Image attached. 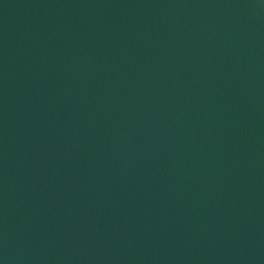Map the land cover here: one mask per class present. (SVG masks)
<instances>
[{
    "label": "water",
    "instance_id": "1",
    "mask_svg": "<svg viewBox=\"0 0 264 264\" xmlns=\"http://www.w3.org/2000/svg\"><path fill=\"white\" fill-rule=\"evenodd\" d=\"M0 264H264V0H0Z\"/></svg>",
    "mask_w": 264,
    "mask_h": 264
}]
</instances>
